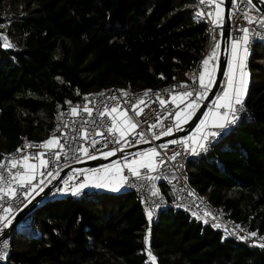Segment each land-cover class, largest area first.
I'll use <instances>...</instances> for the list:
<instances>
[{"label":"trees","instance_id":"trees-1","mask_svg":"<svg viewBox=\"0 0 264 264\" xmlns=\"http://www.w3.org/2000/svg\"><path fill=\"white\" fill-rule=\"evenodd\" d=\"M195 15L192 0H0V37L12 45L0 39V159L23 138L48 139L65 100L187 80L208 42ZM248 72L251 121L186 171L212 207L264 236V45L253 49ZM54 194L31 211L32 229L14 228L0 264H264V250L250 251L181 209L147 222L122 189Z\"/></svg>","mask_w":264,"mask_h":264},{"label":"built area","instance_id":"built-area-1","mask_svg":"<svg viewBox=\"0 0 264 264\" xmlns=\"http://www.w3.org/2000/svg\"><path fill=\"white\" fill-rule=\"evenodd\" d=\"M192 1L196 7L195 20L205 25L208 29V42L204 55L196 62L187 80L180 81L174 78L171 82L157 89H132L130 86L125 88L114 87L84 95L76 100H65L62 104L56 105L48 137V139L52 137L58 139L60 144L64 145L63 149L55 147L48 151L41 147L32 148L27 142H34L39 145L48 139L29 140L23 138L13 150L1 156L0 187L17 189L18 198L6 197L0 193V217L5 218L0 220V236L5 229L3 225L7 223V220H12L19 214L23 216L16 228L18 230L32 229L31 211L33 209L29 210V208L33 204H35L34 207L38 205L43 200H39L40 197H48L55 192H58L60 196L72 195L71 188L83 183L85 180L83 171L90 169L89 166L83 164L96 160L101 153L115 150V154L118 156L116 165L120 167L121 175L127 178L123 181L121 189L131 192L135 196L145 213L147 222L151 223L157 220L163 210L169 208L181 209L191 221L216 229L223 237L243 243L250 251L264 250V236L256 233L252 235L254 232L248 227L238 225L226 217L220 209L212 207L208 200L192 189L186 171L190 162L208 156L226 135L242 121H251V114L246 107L245 98L242 99V104L234 105L237 118L233 123L226 124L224 128H217L207 124L200 134L195 132V130L189 134L192 138H195L212 132L218 133L216 136L209 135L207 141H202L205 145L204 149H200L198 145L195 146L197 148L196 154H193L192 148L187 147L180 140H177V143L156 144L157 139L167 136L163 135V133L169 127L175 132L176 117L174 113L177 111L184 112L193 98H195L196 92H204L205 94L206 91L201 88L199 83V74L206 71L202 62L213 51L216 54V58L219 47H215V45H220L221 31L224 30V26H214L207 15L212 13L214 18L215 3L205 5L200 4L199 0ZM255 5L261 8L264 5V0H251L250 3L249 0H236L235 6L231 8L229 13L228 30L231 41L244 35L241 29L247 28L251 33L249 44L247 45V62L253 49L257 45H264V27L261 26L262 22H264V14ZM197 13H204V15L197 17ZM246 16L252 19V23L248 22ZM215 58L210 60L208 65V70L212 74L216 64ZM205 79L207 81V77ZM225 80V77H223L221 87L225 84ZM181 85H184V87H180ZM221 87L218 92H220ZM120 90L126 92L127 95H123ZM147 90L151 91H148V95L145 96L144 93ZM185 91L193 92V96L188 97L183 103L178 100L173 103V97ZM100 93H103V95H99ZM113 96L116 97L115 100L111 99ZM160 99H164L167 103L162 106L159 103ZM141 100L145 101V103L141 104ZM133 103L138 104L139 108L143 110L141 115H136L131 111ZM201 103L202 99H197L198 107ZM214 104L215 102L212 100L206 110L220 113L227 111L225 108H215ZM84 105L92 109L91 116L82 110ZM117 105L120 111H127L129 117L134 122L139 121V124L136 129L125 135L124 139L120 140L119 143L110 142L105 147V139H119V133H116L115 137H109L107 127L111 125V116L99 117L98 113L104 111L105 106L110 109ZM73 107H78L76 116L71 114ZM83 121H89V123L84 124ZM96 132H102L104 135H95ZM85 133L89 134L87 139L82 138ZM94 140L99 141L95 147L92 146ZM142 144L149 145L151 150L154 149L156 152V155L152 156L149 161L145 160V163L153 164L155 170L148 167L141 168L133 164L143 179L133 176L129 169L124 167L126 164H132L139 157L141 158L142 155H136L135 148ZM81 146L87 148L88 153L95 155L97 158L89 159L83 152L74 151V149H78ZM18 148L23 150L17 152ZM37 153H44V155L40 158H34ZM25 155L29 156V160L26 163L36 165L35 171L32 173L35 178L30 185L25 184L23 188H20L16 182L19 179L16 174L18 172L25 173V161L23 160ZM57 155L59 159L56 158ZM172 157L175 158L173 159ZM40 159L48 161L47 168L40 166ZM10 161L16 162L15 168L11 166ZM63 171H65V175L55 184L56 179ZM48 172H52L53 175H47ZM48 187L51 188L50 192L46 190ZM162 187L169 190L170 200L164 196ZM41 188L43 189L42 191H40ZM64 189L68 190L63 191ZM83 191L89 190L81 189L79 193ZM153 191L158 194L153 195ZM25 192L28 193L27 196L21 195V193ZM5 209H10V211L6 212ZM147 211L152 212L151 218L147 216ZM11 251V235L0 238V262H4Z\"/></svg>","mask_w":264,"mask_h":264},{"label":"snow or ice","instance_id":"snow-or-ice-1","mask_svg":"<svg viewBox=\"0 0 264 264\" xmlns=\"http://www.w3.org/2000/svg\"><path fill=\"white\" fill-rule=\"evenodd\" d=\"M233 2H235V0H233ZM251 2V0H249V3ZM200 4H205V5H211L213 3H215V7L217 9V11L215 12L214 18H213V14L212 13H208V17L209 19H211V22L214 26L217 27H222L223 26V16H222V8L221 5L224 3V0H199ZM204 15V13H197V17H200ZM246 19H248L249 23H252V19L250 17L246 16ZM262 27H264V22H262L261 24ZM244 33V35L242 37L236 38L232 41V61L229 63L228 66V79H227V84H226V88L223 91L222 96H219L217 98V102L214 104V107L219 109V108H225L227 109V111L220 113V112H209V113H205V117H207L208 115H211L213 117V119L215 121H217L215 123V127L217 128H224L226 126V124H230L233 123L235 121V119L237 118L235 113H236V108L234 105H239L242 104V95L243 92L246 90V79L245 77L247 76V73L244 71L245 68V61H246V57H247V45L249 44V40H250V31L247 28L241 29ZM0 39L4 40V46L5 47H12L11 44L8 43L7 41V37H0ZM215 47H219L218 44L215 45ZM215 52L213 51L212 54L207 57L202 63L206 69L205 72H202L199 74V83L202 89H204L205 91H207L208 86L213 82L212 81V73L210 70H208V65H209V61L213 60L215 58ZM237 73L239 75V79L237 78ZM207 77V81L206 78ZM180 87H184V85H181ZM122 92L123 95H127L126 92H123V90H120ZM148 91L151 90H147L145 91L144 95L147 96L148 95ZM99 95H103V93H100ZM193 96V92H189V91H185L183 93H181L178 96L173 97V103H175L177 100L180 101L181 103H183L188 97H192ZM204 97V92H196L195 93V98H193V100L191 101V103L188 105V111L182 112V111H177L174 113L176 119H177V123H176V130L179 131L180 130V123L181 121L183 122H187L188 119L191 118V116L193 115V111L196 106H197V99H203ZM111 99L115 100L116 97L113 96L111 97ZM141 104L145 103V101L141 100L140 101ZM159 103L163 106L167 103V101H165L164 99H160ZM84 112H87L89 116L92 115V109L89 108L87 105L83 106L82 109ZM131 111H133L136 115H141L142 113V109L139 108V105L136 103H133L131 105ZM118 113V114H117ZM71 114L73 116H76L78 114V107H73L71 109ZM99 117H108L111 116V125L107 127V133L109 137H115L116 133H119V139H105V147L107 146L108 143L112 142V143H119L120 140H123L125 135H127L130 131H133L134 129L137 128L139 121H133V119L131 117H129L128 112L127 111H120L119 110V106H115L112 108H108L107 106H105L104 111H101L98 113ZM231 117V119H230ZM222 121V122H221ZM84 124H88L89 121H83ZM207 125V119L201 120L200 121V125L198 126V130L204 128ZM153 127H155V125H153ZM173 129L171 127H169L164 133L163 135H171ZM87 133H85L83 135L82 138L87 139L88 138ZM95 135H101L103 136L104 133L102 132H96ZM209 135L211 136H216L218 135V133L216 132H212L210 134H205L202 137L199 138V140H195L194 139V143H198V146L200 149H204L205 145L202 141H207L209 138ZM29 144L30 147L32 148H36V147H41V148H45L48 151H51L53 148L55 147H59L61 149L64 148V145L60 144L59 140L56 139L55 137L49 138L47 141H44L43 143L37 145L34 142H27ZM99 143V141H93L92 142V146L95 147V145ZM170 143H177V141L173 140L170 141ZM23 149L22 148H18L17 152H21ZM75 150H79L81 152L84 153V155L88 156L89 159H96L97 157L95 155H90L88 153V149L84 148L83 146L79 147L78 149H74ZM193 154H196L197 152V148L193 147L191 149ZM102 156L104 158H107L108 156H112L115 155V150L113 151H109V152H105V153H101ZM44 155V153H37L36 157L34 158H40ZM146 157H148L150 159L151 156L156 155L155 150H151L150 153H145L144 154ZM57 159H59V156L57 155L56 157ZM173 159L175 157H172ZM23 160L25 161L24 167H25V173H17L16 177L19 178L17 179V184L20 188H23L25 186V184H31L32 180L35 178L34 175L32 173H34L36 165L33 164H28L26 163L29 160V156L25 155L23 157ZM11 166L13 168L16 167V162H12L10 161ZM133 164H137L139 165V167L143 168V167H148L152 170H155V166L151 163H145L144 160H140V161H134L132 164H126L124 165V167L128 168L129 171L132 173L133 176H136L138 178L143 179V177H141L140 173L137 171L136 167L133 166ZM40 166L47 168L48 167V161L44 160V159H40ZM116 173L118 174L121 169L118 165H113ZM105 171H107L109 173V176H111V171L106 169ZM41 175H43V173H41ZM47 175L52 176L53 173L52 172H48ZM15 179V178H14ZM107 179V177L105 178ZM127 178L121 176L120 180L121 182L125 181ZM151 179V178H150ZM41 183H43V181H41ZM90 183V179L87 175H85V181L77 186H74L71 188V192L73 195H77L79 194V192L81 191V189H83L84 187H88ZM93 186L95 187H106L109 186L108 184L102 182V181H98L95 182L93 184ZM43 189L41 188L40 191H42ZM68 189H64L63 191H67ZM111 190L113 191H117L118 187H112ZM0 193L3 194V196L6 197H16L17 196V189L8 187V188H4V187H0ZM39 194V193H37ZM158 193L156 191H153V195H157ZM21 195L27 196L28 193H21ZM30 202V201H29ZM5 211H10V209H5ZM147 216L149 218H151L152 216V212L151 211H147ZM4 217H0V220H4ZM11 223V220H7V223H5L3 226L7 227L8 224ZM252 235H255V233H252ZM148 237H145V242L147 243ZM149 255V259L151 261H155V257H153L151 255V253H148Z\"/></svg>","mask_w":264,"mask_h":264},{"label":"water","instance_id":"water-1","mask_svg":"<svg viewBox=\"0 0 264 264\" xmlns=\"http://www.w3.org/2000/svg\"><path fill=\"white\" fill-rule=\"evenodd\" d=\"M231 1L232 0H226L225 1V25H224V30H223L222 35H221V50L225 49L226 53L225 54L221 53L220 59L218 61V66H217L215 78H214L213 84H212L207 96L204 98L201 105L198 107V109L193 114L191 119L185 125H183L179 131H175V132L171 133V135H167V136H164L162 138L157 139L156 144H164V143H167L168 141H173V140L177 141V140H180L182 138L187 137L195 129V127L198 125L199 121L202 119L209 103L215 98V96H217L218 91H219L221 84H222V80H223V77H224V74L226 71V65H227V48H228L229 41H230V35H229L228 27H229V13H230ZM255 7L259 8L257 5H255ZM259 9L264 14V5H262V7ZM146 146L150 147L149 145H146ZM117 159H118V156L115 154V155L111 156L109 159H106V160L96 159V160L86 162L83 165L89 166L90 168H97V167L105 166V165H108L112 162H115ZM64 175H65V171H63L59 175V177L56 179L55 184H57L58 181ZM47 191L50 192L51 188H48ZM45 197L46 196H44V197L42 196V197H40L39 200L44 199ZM34 205L35 204H33L29 208V210L33 209ZM22 216H23L22 214L15 216L11 220V223L8 224L7 227H5L0 238H5L7 236H10L12 234V231L16 227V225L21 221Z\"/></svg>","mask_w":264,"mask_h":264},{"label":"crops","instance_id":"crops-1","mask_svg":"<svg viewBox=\"0 0 264 264\" xmlns=\"http://www.w3.org/2000/svg\"><path fill=\"white\" fill-rule=\"evenodd\" d=\"M225 1L226 0H224V3L221 5V8H222V16H223V26L225 25ZM235 4H236V0H235V2H233V0L231 1V6H230V10H231V8H233L234 6H235ZM217 11V9H216V7H215V12ZM214 15H215V13H214ZM222 26V27H223ZM222 32H223V30L221 31V35H222ZM221 53H223V54H225L226 53V50L225 49H223V50H221V41H220V45H219V48H218V52H217V56H216V58H215V60H216V64H215V68H214V71H213V74H212V81H214V78H215V74H216V71H217V66H218V61H219V59H220V56H221ZM247 60H248V56L246 57V61H245V65H247V70H246V66H245V68H244V71L247 73V76L245 77V79H246V90L243 92V95H242V99L243 98H245L246 97V94H247V89H248V84H249V72H248V62H247ZM232 61V41L230 40L229 41V45H228V48H227V65H226V71H225V74H224V77H225V84L223 85V87H221V90H220V92H218V94H217V96H215V98L213 99V101L216 103L217 102V98L219 97V96H222V94H223V91H224V89L226 88V84H227V79H228V75H227V73H228V66H229V63ZM237 78L239 79V75H238V73H237ZM212 84H213V82L208 86V89H207V91L205 92V94L207 93V92H209V90H210V87L212 86ZM197 108H198V106H196V108L194 109V110H192L193 111V114L196 112V110H197ZM188 111V107L186 108V110L184 111L185 113ZM210 112V110H206L205 111V113H209ZM212 112H217V111H212ZM205 113H204V115H203V117H202V119L201 120H204V119H207V124H209V125H212V126H214L215 125V123L217 122V121H215L214 119H213V117L211 116V115H208L207 117H205ZM193 116V115H192ZM191 116V117H192ZM191 119V118H190ZM200 120V121H201ZM200 121H199V123H198V125L195 127V132H199V134L201 133V130L203 129H200V130H198V126L200 125ZM222 122V121H221ZM181 128V127H180ZM175 131H177L176 130V127H175ZM172 133H173V131H172ZM201 137V135H199V136H197V137H195V138H192L190 135H188L187 137H185V138H182V139H180V141L181 142H183L187 147H189V148H193V147H195V146H197L198 145V143H194V139L195 140H199V138ZM150 151H151V148L150 147H148V146H146V145H144V144H142V145H139L138 147H136L135 148V152L137 153L136 155H139V156H141V158L139 157L138 158V160H136V161H140V160H146V161H149V158L148 157H146L144 154L145 153H150ZM113 156V155H112ZM111 156H108L107 158H97V159H99V160H106V159H109ZM152 157V156H151ZM151 157H150V159H151ZM145 161V162H146ZM116 165V161L115 162H113V165ZM137 165V164H136ZM137 166H139V165H137ZM102 167V166H101ZM111 167H113L112 165H107L106 166V168H111ZM89 174H90V171H89ZM87 175L88 177L90 176V175ZM89 186H90V188L91 189H99V191H102L103 189H104V187H102L101 189L100 188H97V187H95V186H93V184L90 182L89 183ZM49 188V187H48ZM121 186L118 188V190H121ZM47 190V189H46ZM108 190V189H107ZM167 192L169 193V197L171 198V195H170V192H169V190H167ZM59 196V195H58Z\"/></svg>","mask_w":264,"mask_h":264},{"label":"rangeland","instance_id":"rangeland-1","mask_svg":"<svg viewBox=\"0 0 264 264\" xmlns=\"http://www.w3.org/2000/svg\"><path fill=\"white\" fill-rule=\"evenodd\" d=\"M211 88V87H210ZM208 92L206 94H204V97L202 99V101L204 100V98L207 96ZM198 109V108H197ZM190 119L187 120V122L189 121ZM187 122H183L181 121L179 127H182L183 125H185ZM176 123H177V119L175 120V127H176ZM197 128V127H196ZM183 140V139H182ZM167 143H170V141H168ZM98 158H104L101 155L98 156ZM105 159V158H104ZM109 165H112L113 166V162L110 163ZM107 165L105 166H102V167H97V168H90L88 169L87 171H83V174L84 176L85 175H88L89 174V171H90V176H89V179H90V182L92 184H94L95 182H98V181H102L106 184H108L109 186H106L104 187L103 190H111L112 187H122V183L121 180H120V177L122 176L121 173L119 172L118 174L116 173L114 167H111L110 169L109 168H106ZM106 169L110 170L111 171V176H109V173L107 171H105ZM107 177V179H105ZM85 181V180H84ZM97 188H102V187H97ZM84 190H89V191H96V190H99V189H91L90 186L88 187H84L83 188ZM53 195H55L54 193H52Z\"/></svg>","mask_w":264,"mask_h":264}]
</instances>
